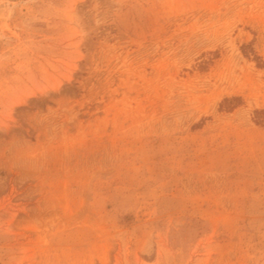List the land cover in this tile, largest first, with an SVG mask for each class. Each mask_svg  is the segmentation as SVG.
I'll use <instances>...</instances> for the list:
<instances>
[{
    "label": "rangeland",
    "instance_id": "obj_1",
    "mask_svg": "<svg viewBox=\"0 0 264 264\" xmlns=\"http://www.w3.org/2000/svg\"><path fill=\"white\" fill-rule=\"evenodd\" d=\"M0 264H264V0H0Z\"/></svg>",
    "mask_w": 264,
    "mask_h": 264
}]
</instances>
